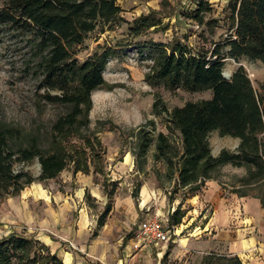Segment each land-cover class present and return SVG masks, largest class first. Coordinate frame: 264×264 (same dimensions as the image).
<instances>
[{
  "label": "trees",
  "instance_id": "obj_1",
  "mask_svg": "<svg viewBox=\"0 0 264 264\" xmlns=\"http://www.w3.org/2000/svg\"><path fill=\"white\" fill-rule=\"evenodd\" d=\"M194 17L204 22L205 13L211 9L207 0H198ZM231 22L228 37L217 43L213 50L195 51L185 42L156 47L154 63L148 74L152 83H162L167 88H185L190 91H213L210 98L188 101L172 110L161 108L157 99L154 110L166 112L171 127L180 132L182 146L175 145L169 134L156 129L141 131L134 154L139 169H144L148 154L155 144L154 159L167 166V178L175 186L195 192L226 164L247 167L248 174L240 180L241 186L258 184L264 205V83L255 88L245 66H239L231 78L224 76L225 59L240 60L249 57L264 63V0H231ZM123 8L117 0H0V27L12 31L26 40L30 50L28 70L39 76V90L46 104L68 107L52 127L49 145L42 134L23 132L14 126L0 125V184L5 192L19 194L36 180L58 177L75 164V173L106 172L105 158H91L87 151L104 149L96 132L84 139V146L69 148L71 140L90 124L89 111L95 90L106 85L105 70L116 46H104L81 60L76 48L84 44L97 29L119 24ZM161 18L153 13L136 18L131 27L133 35H142L158 26ZM230 49L225 52V47ZM59 91V93H53ZM162 109H164L162 111ZM219 130L223 135L241 138L236 150L223 149L213 153L210 135ZM98 155V154H96ZM39 158L42 173L34 177L29 172H16L17 161L26 163ZM240 192H246L242 187ZM113 195L110 192V196ZM88 199L91 193L87 191ZM112 209L110 201L99 219L102 226ZM184 212L179 207L171 215V224L182 222ZM226 260L231 264H244L238 255L208 257ZM207 259V258H206ZM0 264H63L51 247L38 237L14 231L0 239Z\"/></svg>",
  "mask_w": 264,
  "mask_h": 264
},
{
  "label": "rangeland",
  "instance_id": "obj_2",
  "mask_svg": "<svg viewBox=\"0 0 264 264\" xmlns=\"http://www.w3.org/2000/svg\"><path fill=\"white\" fill-rule=\"evenodd\" d=\"M207 1L212 7L205 13L202 23V20L194 17L199 7L198 0H117L123 8V19L119 24L106 26V30L97 29L89 35L84 44L76 48L77 56L81 60H85L97 50H102L104 46H116L118 52L110 59L105 70L106 85L93 93L89 126L80 130V134L69 143V148L74 151L75 145L84 146V139L96 132L103 141L104 149L87 152L91 158H105L106 172H95L93 168L90 174L82 171L75 173V164L70 163L68 169L58 177L45 181L36 180L17 195L3 193L5 191L1 183L0 239L14 231L44 239L45 229L39 224L38 215L35 218L31 215L33 212L37 214L46 210L40 191L45 190L49 196L58 191L65 193L69 190L71 193L78 188L80 178H94V182L104 192L106 202L126 203L127 198L132 195L141 199L142 188H157L156 203L150 207L154 215L159 212L161 206L165 209L169 201L173 202L176 197L183 199L188 196L187 189L175 186V180H168L166 164L154 159L155 144L151 147L148 162L142 170L137 166L134 150L139 132L154 129L156 134L160 131L169 134L175 145L182 146L180 132L171 127L168 114L159 113V109L154 110L157 99L161 101V108L166 105L172 110L188 101L212 96L211 89H170L162 83H152L148 76L157 50L153 47L154 43L169 45L180 41L191 45L195 51H212L217 43L225 41L231 24V0ZM153 12L161 18V23L146 30L142 35H133L131 27L136 18ZM229 49V46L225 47L224 51ZM29 52L26 40L18 39L12 31L0 27V125H11L25 133H40L48 146L55 120L65 114L68 107L62 104H46L42 98L45 91L39 90V76L28 70ZM241 65L247 69L255 88L261 90L264 83V63L246 56L240 60L227 57L224 72L233 75ZM210 142L213 153L219 155L225 148L236 150L241 138L223 135L219 130H215L210 135ZM14 168L16 172H29L34 177L40 176L42 172L39 158L30 163L17 161ZM248 171L245 166L239 167L229 163L215 173V178L225 189L224 193L229 195L235 189L232 186L242 185L240 180L247 176ZM241 187L247 193L260 197V185ZM110 192L113 193V198ZM198 194L202 196V211L205 212L210 207L205 199V188L199 189ZM70 214L71 217L67 219H72V222L80 215L78 210L71 211ZM199 233L197 231L196 235ZM190 235L187 229L176 232L169 242V251L162 257L161 264H231L229 258H208L215 257L216 254L230 257L224 254V249L208 244L209 234L202 233V245L193 241H197L196 237L190 241ZM53 237L62 240L52 244L53 250L56 251L59 246L62 255H67L66 251H70L73 259L75 258L73 264H114L110 259L111 250L105 251L103 257V249H99L100 253H93L86 249L81 250L79 244L69 239Z\"/></svg>",
  "mask_w": 264,
  "mask_h": 264
},
{
  "label": "crops",
  "instance_id": "obj_3",
  "mask_svg": "<svg viewBox=\"0 0 264 264\" xmlns=\"http://www.w3.org/2000/svg\"><path fill=\"white\" fill-rule=\"evenodd\" d=\"M79 183L78 188L71 193L69 190L65 193L58 191L49 196L45 190L40 191L46 210L31 214L33 218L38 215L39 224L45 229V238L38 239L49 245L62 259L63 264H73L75 258L73 259L70 251H66L67 255L60 254L59 246L54 251L52 244L62 240L53 236L69 239L79 244L81 250L100 253L99 249H103V257L105 251L111 250L110 259L114 264H161L162 257L169 251L171 240L139 249L134 247L141 222L154 215L150 207L156 203L157 188H142L141 199L132 195L127 198L126 203L112 202V209L105 223L99 227L100 216L110 201L104 200V192L94 182V178H80ZM233 187L235 189L231 191L232 194L227 195L221 183L212 178L204 186L205 199L210 206L205 212L202 211V196L198 194V190L192 193L189 191L188 196L183 199L176 197L173 202L169 201L165 209L161 206L157 212L175 232L189 230L190 241L196 237L197 241H193L202 245V233L209 234L208 244L224 249L225 255H238L244 264H264L262 200L252 193L240 192L238 188L241 185L236 184ZM87 191L91 193L90 199ZM179 207L184 212L183 220L172 225L171 215ZM74 210H78L80 215L72 222V219L67 218L71 217L70 212ZM197 231L200 232L198 235ZM93 253L90 254L96 256Z\"/></svg>",
  "mask_w": 264,
  "mask_h": 264
},
{
  "label": "built area",
  "instance_id": "obj_4",
  "mask_svg": "<svg viewBox=\"0 0 264 264\" xmlns=\"http://www.w3.org/2000/svg\"><path fill=\"white\" fill-rule=\"evenodd\" d=\"M175 233V229L161 215H151L141 222L134 247L139 249L143 246L160 245L171 240Z\"/></svg>",
  "mask_w": 264,
  "mask_h": 264
},
{
  "label": "water",
  "instance_id": "obj_5",
  "mask_svg": "<svg viewBox=\"0 0 264 264\" xmlns=\"http://www.w3.org/2000/svg\"><path fill=\"white\" fill-rule=\"evenodd\" d=\"M224 76L227 77V78H231L232 77L231 73L230 74H227L226 72H224Z\"/></svg>",
  "mask_w": 264,
  "mask_h": 264
},
{
  "label": "bare ground",
  "instance_id": "obj_6",
  "mask_svg": "<svg viewBox=\"0 0 264 264\" xmlns=\"http://www.w3.org/2000/svg\"><path fill=\"white\" fill-rule=\"evenodd\" d=\"M227 74H230V72H226Z\"/></svg>",
  "mask_w": 264,
  "mask_h": 264
}]
</instances>
